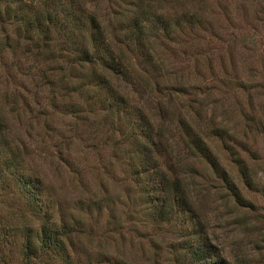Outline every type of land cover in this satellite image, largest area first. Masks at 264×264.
<instances>
[{
    "label": "rangeland",
    "instance_id": "obj_1",
    "mask_svg": "<svg viewBox=\"0 0 264 264\" xmlns=\"http://www.w3.org/2000/svg\"><path fill=\"white\" fill-rule=\"evenodd\" d=\"M97 2L100 18L120 9L117 1ZM91 3L94 0H87ZM162 5L171 14L195 10L206 22L190 33L178 31L175 40H153V60L159 67L149 64L150 70L136 77L133 85L120 79L114 83L142 110V117L145 113L159 128L169 152L181 151L201 172L195 176L190 167L184 169L196 194L198 225H204L217 256L226 264H264V0H167ZM7 29L12 37L11 26ZM21 50H7L0 57V112L7 118L9 137L22 147L18 157L7 161V168L3 160L8 156L0 149V227L13 229L0 233L4 264H63L51 254L25 256L22 230L28 226L38 233L40 219L26 206V194L13 184L16 170L39 178V203L54 221L70 225L73 233L65 243L80 264H186L175 257L183 256L180 247L194 224L180 217L166 222L153 216L148 193L139 189L127 167L125 136L91 116L70 129L74 117L63 111L61 102L79 101L82 107L80 97L63 100L58 95V110L43 99L45 87L35 94L34 65L39 62ZM181 118L199 127L247 205L234 201L208 165L185 154L178 136ZM213 125L227 129L224 136L247 163L254 186L243 181L228 150L211 135ZM129 131L127 125L125 134ZM93 143L95 147L90 146ZM64 154L81 168V181L69 171L65 158H59ZM33 240L39 245L38 235Z\"/></svg>",
    "mask_w": 264,
    "mask_h": 264
},
{
    "label": "trees",
    "instance_id": "obj_2",
    "mask_svg": "<svg viewBox=\"0 0 264 264\" xmlns=\"http://www.w3.org/2000/svg\"><path fill=\"white\" fill-rule=\"evenodd\" d=\"M107 1L113 4L117 1L120 9L114 10L111 16L105 14L100 18L95 10L99 5L97 0L91 5L87 4V0H0V57L4 51L14 52L20 47L21 53L38 61L34 65L37 79L34 80L33 89L37 94L45 87L48 93L43 99L57 109L60 105L58 95H62L63 100H69L73 95L80 97L82 107L78 105L79 101L77 105L61 102L63 111L74 117L73 122L69 123L70 129H77L79 121L85 122L91 116L98 117L97 124L109 123L112 129L125 136L129 143V149L124 152L128 158L127 167L131 169L133 181L139 189L148 193L146 199L155 207L153 216L166 222L180 217L182 222L189 225L192 222L195 226L187 232L189 235L180 247L184 250L183 256L181 253L177 255L176 261L186 264H226L223 257L217 256L204 225H198V215L193 207L196 194L188 185L184 169L190 167L195 176L201 172L194 169L181 151L175 155L169 152L168 145H164L160 139L162 133L159 128H154L145 113V118L142 117V110H138L139 107L133 105L114 83V80L120 79L135 84L136 77L141 78L142 73L150 70L149 64L152 68L159 67L153 60V40H175L180 35L178 31L190 33L196 26L204 25L206 18L195 10L171 14L162 9V3L167 0ZM10 26L12 37L7 29ZM13 64L17 65V61ZM2 65H6V61ZM87 125H91V122ZM127 125H130L128 135L125 134ZM178 127L179 141L187 149L185 154L189 153L208 165L234 201L247 205V199L212 152L199 127L182 118ZM209 132L218 136L223 148L228 150L243 181L250 187L254 186L247 163L224 136L227 129L213 125ZM9 134L7 118L0 112V149L8 156L3 160L6 168L8 162L22 151L19 143L15 142L16 138L9 137ZM68 142L67 137L66 146ZM90 146L95 147V143ZM59 158H65L69 171L81 181L83 174L78 164L68 159L66 154ZM13 174V184L19 185V192L26 194V206L30 209V205L32 212L40 219L38 233L33 234V228L28 226L22 230L25 256L30 258L46 253V256L51 254V257L61 259L63 264H80L71 258L65 243L66 237L73 233L70 225L65 220H61L60 224L54 221L39 203L42 189L39 178L24 170H16ZM3 186L6 189L9 185L6 183ZM95 202L101 206L99 201ZM197 225L200 228L196 229ZM3 229L0 227L1 235L12 228ZM35 235H38L39 245L33 240ZM0 264H4L1 253Z\"/></svg>",
    "mask_w": 264,
    "mask_h": 264
}]
</instances>
